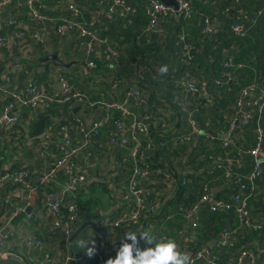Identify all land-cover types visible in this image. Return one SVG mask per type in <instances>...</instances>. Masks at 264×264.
Listing matches in <instances>:
<instances>
[{
    "label": "built area",
    "instance_id": "1",
    "mask_svg": "<svg viewBox=\"0 0 264 264\" xmlns=\"http://www.w3.org/2000/svg\"><path fill=\"white\" fill-rule=\"evenodd\" d=\"M142 1L145 7V15L149 21L147 30L150 32H161L158 29L159 20L176 15L172 7L165 6L159 0ZM177 1L179 5L178 17L191 18L192 0ZM233 1L235 3L239 2V0ZM67 8L71 13L72 20H61L62 23L57 27L56 33L62 37L66 32H77L79 36L86 39L83 48L87 59L94 54L97 59L102 60L107 66L110 64L111 69H114L117 66L116 57L118 53L106 45V39L99 38L95 30L96 19L93 18V13L90 21H86L81 17L80 9L75 1H70ZM102 11L104 16L111 20L116 14L124 16L130 13L131 9L126 5L125 0H105L104 2L99 1L95 5V15L103 14ZM242 13V11H238V15L249 23V27H246L244 23L231 25L230 30L236 37L245 36L250 26L254 23V20L248 19ZM23 17L38 25V28L31 33L30 40L32 42L43 45L51 36V32L47 27L51 17L45 13V5L41 0H0V29L1 24L6 26L5 36L0 37V47L6 48L13 57L18 59L13 63L0 64V82L9 83L13 79L11 74H18L22 71L23 64L20 62L19 57L24 59L31 58L29 47L19 49L20 55L18 57L13 53V48L21 44V39H24V35L29 30ZM214 23L215 19H206L203 33L216 34L219 29V23L215 25ZM179 43L182 44L181 60L188 65L192 59V53L197 52L198 49L195 50L194 46L185 43L184 37H180ZM230 52L231 48L223 49L221 52L227 57L221 61V66L223 70L225 69L222 77L228 80L232 77ZM94 67L93 62H87L85 68L81 70V74H85L87 70L86 75L96 79L95 76L88 73V70ZM47 70V78L50 84L59 86V91L53 95L46 93L42 87H39L35 81L31 82V80L24 92L11 91L0 87V91L4 93V99L0 104V132L3 131V137H1L0 133V138L5 137L7 140L14 139V141L18 138L29 143H33L32 140L34 143L37 141L35 137H29L31 132L29 124L32 116H28L25 119L21 115V106L30 110V113H36V111L43 113L49 106L54 104H68L67 107L70 111L73 106L77 107L73 104L85 103L91 108L98 106L99 111H102V115L90 126H85L81 121V116H76L72 123L66 124L64 135L59 141L48 136V134L42 137L44 139L39 140L38 151L43 160L47 157L45 153L56 142V147L60 150L58 157L50 164L48 171H44V169L31 170L24 163L20 168L15 167L13 163L1 166L3 158L1 159L0 157V207L6 209L0 216V233L4 228H9L8 235H0V259L14 258L23 264H25L23 259L15 257L9 250L10 240L16 247L24 248L27 252L37 253L40 256V260L36 264H55V261L53 257H48L47 254H44V239L36 235L28 227L27 218H23L16 226H13V222L25 212L26 208L30 207L32 211L37 203L36 199H40L42 206L38 213L44 215L48 220V235L46 238L55 240L60 232H63L66 237L73 234L76 227L83 222L81 219L82 213L75 198L81 193H87L93 185L98 183L97 178L102 175L101 172L99 173L102 167L98 163L101 160V155L99 156L94 149L93 151L91 150L90 145H94V141L91 138L92 136H98L99 130L109 124L115 112L119 113L120 119H117L116 127L109 131L106 145L110 147L112 153H116V149L126 151L131 159L133 173L128 180V187L133 203L131 212L127 216L115 220L111 219L104 211L98 210L102 217V224L111 234L121 226H128L143 216L151 215L161 202L170 200L176 193L178 195L176 189L170 190L160 200L161 195L156 193L157 196H155V192H151L142 183L143 180L148 181V174L151 172L150 169L153 162H155L152 155L148 153L151 149L152 129L161 133L167 142L171 141L173 146L186 143L189 145V151L198 146V126L195 127V124L191 125L188 122L189 111L187 122L190 126V131L182 133L181 137L178 138L170 136L175 123H172L171 127L165 128V121L161 118L157 120L154 116L144 113H142L143 117H137L136 114L139 111H145L144 107L147 105L144 93L138 89V85L143 79L141 76L129 85L123 101L103 100L91 103L88 101L87 95L78 91L74 92L75 90L63 76L60 68L51 64ZM179 81H182L181 83L177 82L180 88L186 93L195 95V100L201 97L206 99L205 103L207 105L212 102L209 87L205 82L193 84L187 74ZM218 82V80L215 81V83ZM94 83H99L98 79L94 80ZM255 89L256 85L242 89L240 96L242 98L236 103V115L235 119L230 122L229 131H242L245 127L252 124L256 113L258 114H256L257 116L261 115L264 108V94H255ZM101 97H103L102 93L99 95V98ZM244 98L250 99L247 101L246 106H244L245 104L242 101ZM179 104L184 107V105H189V102L182 98L179 100ZM132 107L136 109L132 111ZM193 111L196 112V109L194 108ZM15 126L20 129L18 136H14L13 127ZM67 129H71L75 136L71 138ZM255 129L257 140L254 146L247 148L245 151H238L233 161L228 158H216L205 167L208 175L214 176L215 173L222 171V179L228 185L217 189L211 182H206L202 186L203 192L198 200L187 207L181 208L184 228L177 233V243L181 251L191 253L193 264H220L219 257L221 255L228 256L226 264H264V243H233L236 230L233 233L224 229L215 240L201 241L195 237L196 231L200 228V213L203 206H206L211 214L235 215L240 227L244 230L254 233L264 232V221H258L253 218L254 210L251 207V200L256 196L257 192L256 180L264 175V128L257 125ZM232 144L229 132L221 137L223 149L228 150ZM67 148L70 151L74 149L75 152L78 150V155L75 157L73 155L74 151L67 152ZM241 154L248 155L252 161L250 172L246 177L240 175L241 170L245 167ZM93 155L99 156L96 163H91L88 160ZM81 160L82 164H77V161ZM59 174L60 178H63L62 180L59 179ZM165 176L170 182L173 181L170 175ZM165 184L168 185L167 192L170 186L167 183ZM3 186L13 187L14 192L11 193L8 190L4 193L1 192ZM233 188H235L234 192L231 191ZM226 190H228L229 195L225 198L221 196V193L227 195ZM97 256L98 252L95 254V257ZM69 260L75 261L77 259L70 258Z\"/></svg>",
    "mask_w": 264,
    "mask_h": 264
},
{
    "label": "trees",
    "instance_id": "2",
    "mask_svg": "<svg viewBox=\"0 0 264 264\" xmlns=\"http://www.w3.org/2000/svg\"><path fill=\"white\" fill-rule=\"evenodd\" d=\"M45 2L46 0H42ZM50 0H47L49 3ZM57 3V11H59L61 14L58 17L51 16L48 11L45 13L51 17L53 22V29H50L51 27H48V29L51 32V36L43 45H38L35 42H32L30 40L31 38V30H27L26 34L24 35V39H21V44L17 45L13 48V53L15 56H19V49H26L29 47V50H31V58L24 59L23 57H19L20 62L23 64V81H26V76H28L30 73L34 74V79L31 80V82L35 81L39 87H42L44 90L46 89L48 85V66L50 62L42 63L41 60L50 54H56L60 60H62L64 63H72V65L76 62V64L73 66L74 68H69L65 70L64 73H66V77L69 80V82L72 84V79H74L75 84L78 83L80 87H83V92L78 90L81 94L87 95L88 101H90V96L87 93L85 87L89 86V92L93 96L95 93V96L93 99L96 102L100 101H112V100H118L123 101L125 98V92L118 93V91L110 92L102 88H100L99 83H94L93 77H89L86 75V73L81 74V70L85 68V65L87 62H93L95 67L93 69L88 70V73L92 76H95L96 78H101L102 82H106L113 85H121L123 82L130 84L131 82H135V80L141 76L142 81L138 85V89L144 93L145 98L147 100V105L144 107V110H152L154 108L155 104L152 102V97H155V90H159V88L153 86L146 85V82L153 83L152 81H162L161 84L158 86L164 87V92L162 96L164 98V103H168L170 106L171 115L167 116V122L165 121V128L171 127L172 123H175L174 128L172 129V133L170 136L174 137H181L182 133H186L190 131V126L187 122V114L188 111L196 109V114L193 116V118L197 122V126L199 127L203 123L205 124L207 121L213 122L214 125L221 124L223 120V116L221 115L219 118H212L210 113L212 111L218 112L220 109H228L227 110V121L226 126L230 125L231 118L234 116L235 106L232 105L234 102L236 103L241 99V91L244 88H247L251 85H256L255 94H260V91L263 90L264 92V0H262V3L260 7H258L254 11H248L244 8L243 3L245 0H239V2L235 3L233 0H192L191 1V18L184 19L182 16L178 17L174 15L171 18H163L160 19L158 22V29L161 31L159 33L150 32L148 31V18L145 15V7L143 6L142 0H125V3L127 6L130 7L131 12L121 16L119 14L114 15V17L111 19H114V24L116 25L117 29L120 31V35L124 38V48H119L118 45L122 44L123 42L121 40H118L117 43L114 42V40L110 36V28H111V20L107 23V28L103 32V34H98L100 37L107 39V46H110L112 49H114L118 55L116 57L117 66L114 69H111V65L107 66L102 60L97 59L94 54H92L88 59L86 55H84V48L83 44L86 42V39L79 36L77 32H66L64 36H59L56 33L57 27L62 23L61 20H72L71 13H67V4L65 0H52ZM62 1V5H58L59 2ZM74 1V0H73ZM95 3L97 0H94ZM76 2V1H75ZM50 4V3H49ZM51 5V4H50ZM200 5H207L206 8H208V12H205L200 18L199 21H197V26H199V34L202 37V41L205 40H212V48L214 52H218V57L220 58L219 62V71L218 75L216 77H211L208 68L204 73H208L206 76L198 77L193 72V64L195 61L196 55L200 52V46L199 43H197L191 35H186L182 31V28L187 27L190 24V19H192L196 8ZM94 6V4L92 5ZM238 11H242L248 19L254 20V23L250 26V29L246 32L245 36L243 37H236L230 30V26L236 23H244L246 27H249V23L241 16L238 15ZM144 14L145 20L143 19L142 22L139 20L138 22H134L132 20V17L136 14ZM69 14V15H68ZM53 15V14H52ZM206 19L213 20L215 19V23L218 24V32L216 34L210 35V34H204V21ZM23 20L25 24H27V19L23 17ZM187 21H189L187 23ZM196 22V20L194 21ZM110 24V25H109ZM29 28V27H28ZM225 29L227 33L223 38H221L220 32ZM222 33V32H221ZM105 34V35H104ZM254 37L255 40L249 39L250 37ZM180 37H184V41L187 44H191L195 47V50L197 52L192 53V59L190 63L187 65L182 62L181 56H182V44L179 43ZM227 37V41L225 38ZM229 49L231 48L230 56H231V74H232V81L228 79H224L222 75L225 73V69L223 70L221 66L222 59H226L227 57L221 53L223 49ZM178 55V66L173 69V60L172 55L175 53ZM241 53V58H240ZM18 60V59H17ZM78 64V65H77ZM48 65V66H47ZM77 65V66H76ZM162 65L168 66V74L167 75H160L158 69ZM72 73V74H70ZM17 74V73H15ZM37 74V75H36ZM84 74V75H83ZM187 74L189 76V79L192 81H195L197 83L205 82L207 86L209 87L210 91V98L212 99V102L207 105L206 99L203 98H196L195 95L192 93H186L184 92L179 84L177 83L179 80L183 79L184 75ZM36 76V78H35ZM37 79V81H36ZM93 80V82H92ZM219 81L218 83H215V81ZM156 84V83H155ZM92 87V88H91ZM94 88V89H93ZM96 88V89H95ZM146 88V89H145ZM211 88H215V90H212ZM21 87H18L16 89L17 92H19ZM137 89V87H136ZM153 89V90H152ZM73 90H75L73 88ZM106 94L103 95V97L99 98L100 93L102 91ZM101 91V92H100ZM154 91V93H153ZM76 92V90L74 91ZM100 92V93H99ZM214 93V94H213ZM97 95V96H96ZM177 97H183L186 99V101L189 102L190 106L185 109V107H181L179 104V100ZM214 97L217 99L218 97L221 98V101L218 102L217 105L214 104ZM176 101V102H175ZM174 102V103H173ZM163 104V103H162ZM246 106L247 102L244 103ZM58 104H54L53 109L49 111V115L51 118H55V112L58 110L59 112L63 113L64 116H68L66 119L68 123H72L74 118L83 113L82 110L85 108H91L88 107V104L85 103H78L73 104L78 107L75 111H69L67 110V105L57 106ZM215 105V110L213 109V106ZM230 106V108H229ZM159 108V107H158ZM136 108L132 107V111ZM160 109H163V111H166L167 108L165 106H161ZM102 112V111H100ZM41 113L40 111H36V114ZM263 113V114H262ZM260 116H257L256 114L253 117L252 124H250L248 127H245L244 130L241 131V133L244 131H248L250 133V136H243L244 142L241 141L243 144V149L240 147V143H236L238 149L233 151L232 147H229L231 149L229 151V155H233L240 151H245L247 148L252 147L256 140L255 136L253 138V135L256 132L257 125L264 128V112H262ZM44 114V112L42 113ZM155 113L153 111H149L147 115L153 116ZM45 115V114H44ZM46 115V116H49ZM25 116V115H23ZM49 116V117H50ZM22 117V116H21ZM154 117L158 120L161 117H157L154 115ZM178 117V120H177ZM226 117V118H227ZM23 118V117H22ZM113 119H120L119 113L115 112L111 119L109 124L101 128L99 130L98 136H92V140L94 141V145H90V148H95L101 141L105 143L108 140V134L109 131H112L115 128V125L113 123ZM183 120L182 126L184 127L185 131L178 132V121ZM211 119V121H210ZM213 119V121H212ZM218 121V122H217ZM56 123V121H54ZM251 127V128H250ZM18 130L19 127H17ZM255 130V131H254ZM206 131V130H205ZM234 133L239 132V130H234ZM152 135V141H151V149L148 153L152 155L153 158L159 154L160 150H162L168 143L165 137L159 133L157 130L152 129L151 131ZM245 135V133H244ZM257 135V133H256ZM105 138V139H104ZM253 138V139H252ZM2 138H0V146L2 144ZM208 139H210L208 137ZM7 140V139H6ZM5 140V141H6ZM211 140V139H210ZM159 141V142H158ZM208 141V140H207ZM170 146L172 147L173 144L171 141L169 142ZM200 146V142H198ZM188 147L186 143L178 144L176 147ZM203 146V145H202ZM201 147V146H200ZM97 148V147H96ZM264 149V147H263ZM117 152L120 151V149H116ZM201 152H196L192 156L189 155L188 158H185L184 164H182V171L184 170L185 166H188V169L184 172L181 171L180 173V182L179 186L177 187L178 191V199L181 195L186 193L192 184V182H200V180L203 179V176H200L199 173H197L198 165H193L195 162V158L197 156L205 155L204 149L200 148ZM228 151V150H227ZM1 154V152H0ZM170 155V154H169ZM208 155H210V152H208ZM219 155V154H217ZM118 160L123 158V156H126V154L118 153ZM234 156V155H233ZM236 157V156H234ZM232 157V158H234ZM242 160L244 163H246V157H249L248 155L241 154ZM127 160L126 163H124L125 169L123 170V173L121 174V178L123 180L127 177L131 178L133 173V164L131 162L130 158H125ZM156 161V160H155ZM154 164V162H153ZM205 164H200L201 166ZM190 168H192L190 171ZM241 170L240 175L246 177L248 176V173H246L245 168ZM168 169L165 171V175H168ZM221 173V176L223 178V172L219 171ZM184 173V174H183ZM218 173V172H217ZM216 173V174H217ZM183 174V175H182ZM184 176V177H183ZM263 178H258L256 180V183L259 180H264ZM172 178V177H171ZM207 180H211V177H207ZM173 180V179H172ZM128 182V181H127ZM196 182V183H197ZM127 184V183H126ZM120 186V185H119ZM102 190L105 191L104 186H100ZM98 187V188H100ZM201 187V186H200ZM97 192V187L93 186L88 193H81L78 196H76L75 201L78 205V208L80 209L82 213V221H91L94 219H97L98 213L96 212V209H107L109 206V202L107 206H102L101 204L103 202H99L101 198H103L104 194L106 193L102 192L100 193V199L97 201L95 200ZM258 192V191H257ZM256 192V196L251 200V207L253 210L255 208L253 207L252 203L257 198L258 193ZM226 197H228V190H226ZM230 193V192H229ZM96 196V197H95ZM225 197V198H226ZM254 212V211H253ZM21 217V216H20ZM211 221L212 226L211 229L214 228L213 238L211 239H202L201 236L197 235V239L201 241L205 240H215L218 238L220 232L224 229L236 230V235L234 238L233 243H241V227L238 223L237 218L235 215H217V214H209L205 217L204 223L209 224ZM207 230L204 228H201L198 233H206ZM244 233H247L246 239L244 243H250L248 240L251 231L245 230ZM264 236V232H263ZM237 239V240H236ZM239 240V241H238ZM85 250H83V253ZM81 257L80 263H84V261L94 259L95 256L92 258H89L87 255H83ZM72 264H78L77 260L71 261Z\"/></svg>",
    "mask_w": 264,
    "mask_h": 264
},
{
    "label": "crops",
    "instance_id": "3",
    "mask_svg": "<svg viewBox=\"0 0 264 264\" xmlns=\"http://www.w3.org/2000/svg\"><path fill=\"white\" fill-rule=\"evenodd\" d=\"M70 1H73V0H65V2L68 4ZM74 1H76L75 3L78 4V7L80 9V15L84 20L90 21V19L92 17V13H93V18L96 19L95 30L99 35L103 34V32L107 28V23L110 21V19H108L107 17L104 16L103 11H102L103 14L95 15L94 10H95V5L97 2H99V1L104 2L105 0H97L96 3L94 0H74ZM42 3L45 5V11L47 13L48 7H49L47 0L45 2L42 1ZM49 3L51 4L50 7L52 9L50 12L53 14V16L54 17L60 16L61 13L56 10L58 8L57 3L52 1V0H50ZM261 3H262V0H245L243 3V6L248 11H254L258 7H260ZM68 4H67V7H68ZM93 4H94V6H92ZM58 5L59 6L62 5V1L59 2ZM206 6L207 5L198 6V8H196V10H195V13H194L192 19H190V21H191L190 24L187 27L182 28V31H180V32H183L186 35L192 34V38L197 43H199L200 52L196 55L195 61L193 64L194 74H196L198 77L206 76V75H208V73H204V71H206V69L208 68V72H209L210 76L216 77L218 75V71H219V62H220V58L218 57L219 53L213 51V48L211 45L213 39H210V40L207 39L205 41H202V37L199 34L200 33L199 32V26H197V21L200 20L201 16L203 14H205V12H208V8H206ZM68 12H69V10L67 8V13ZM143 19L145 20V16L142 13L141 14L136 13L132 17V20L135 23L138 22L139 20L142 22ZM195 20H196V22H194ZM111 21L112 22H110L111 23L110 36L114 40V42H116V43L118 40H121L123 43L119 44L118 47L124 48V46H126V44L124 45V41H123L124 38L122 37V35H120V31L117 29V27H115L116 25L114 24V19ZM188 22L189 21H187V23ZM27 24H28L29 30H31V31H35L38 28V25H35V24L31 23L30 21H27ZM47 25L49 27H51L50 29L54 28L52 19H51V21H49L47 23ZM0 31H1V29H0ZM221 32H220V34H222L221 38H223L225 36V34L227 33V31H225V29H223ZM5 33H6V26H5L4 36H5ZM102 37H104V36H102ZM102 37L99 36V38L105 39ZM249 39L255 40L254 37H252V36ZM225 40L227 41V37L225 38ZM83 52H84V50H83ZM84 55H85V53H84ZM239 56L241 58V53ZM0 58H1L0 64H2V63H13L17 60L4 47L3 48L0 47ZM172 60H173V69H175L178 66V55L176 54V52L173 53ZM51 64L54 65L52 62H50L49 65H51ZM75 64H76V62L73 65H71L69 68H74L73 66ZM55 67H57V66H55ZM57 68H60L62 70L63 76L67 79L66 73H64V72H65V70H67L69 68H62V67H57ZM11 76L13 78L12 81L9 83L0 82V87L9 89L11 91L16 90L18 87H21L20 91L24 92L26 89V86L28 85L30 80L34 79V74L30 73L28 76H26V81L24 82L23 81V71L19 72L18 74H11ZM35 78H36V76H35ZM97 79H98L100 88H102V89L105 88V90L110 91V92L118 91V93H120V92L123 93L125 90L127 92L128 87L130 85V84L127 85V83H125V82H123L119 86H118V84L117 85H113L110 83L107 84L106 82H102L101 78H96L94 80H97ZM36 81H37V79H36ZM68 82H69V80H68ZM152 82H153L152 84L146 82V85H149L151 87L155 86V87L159 88V90H157V89L155 90V97H152V100H151L152 102H154L155 106H154V108H152V110L139 111L136 115L138 118H141V117H143L142 113L148 114L149 111H153L155 113L154 115H156L157 117H161V119L166 121V119H167L166 115L167 114H164L163 109H160V103L164 104V102H165L164 98L162 96L163 93L165 94L164 89H163L164 87L162 88V87L158 86L159 84L162 83V81L156 80V81H152ZM132 83L133 82H131V84ZM70 85L72 86V88H74L71 83H70ZM85 89H86L87 93L89 94V96L91 97L90 102L95 103L96 101L91 100L95 96V93H93L94 94L93 96L91 95V93L89 92V89H90L89 86H86ZM212 90H215V88H211V92H212ZM44 91L46 93H48L49 95H53L55 92L59 91V86L50 84V82H48V85ZM80 91L81 92L84 91L83 87L81 88ZM126 92H125V97H126ZM153 93H154V91H153ZM260 93L264 94L263 90H261ZM102 94L106 95L103 91H102ZM3 99H4V93L2 91H0V104L2 103ZM249 100L250 99H245V98L242 99V101L244 103L249 101ZM219 101H221L220 97H218L217 99H215V97H214V104L217 102L215 105H217ZM236 103L234 102V104H232L235 106V111H236ZM61 104L62 103H59L57 106H61ZM215 105L213 106L212 110H215ZM53 107H54L53 105L49 106L44 111V114L49 115L48 113L50 110L53 109ZM229 108H230V106H229ZM227 110L228 109H220L219 108L217 113L215 111H212L210 113L211 117L214 119L219 118L221 115H224L221 124L214 125L213 122L207 121L205 124L203 123L202 125H200L198 127L199 132L197 135V140H198V142H200L201 147L198 144V146L195 149H193L192 151H189L187 146L186 147H176L177 146L176 145V146L171 147L169 142H166L168 144L162 150H160L159 154H157V156L154 158V160H156V161L154 162V164L152 165V167L150 169L151 172H149V174H148V181L143 180L142 183L145 187L149 188L151 190V192H155V196H157L156 193H158V195H161V197L159 198L160 200H162L164 198L165 194L167 193L166 189H167L168 185H166L165 183L169 184L170 188L172 187L171 191L176 189V192H177V187L179 186L180 176H181L180 173L182 171V164H184L183 162H184L185 158H188L189 155L192 156L194 153L196 154V152H201L200 148L201 149L203 148L206 154L202 155V156H200V155L197 156L195 158V162L193 165H196V166L198 165L197 173H199L200 176H203V179L200 180L199 183L197 181H196L197 183L192 182L188 191L186 193H184L183 195H181L179 199H178L177 193L174 194L170 200H166V201L161 202L156 207L155 211L151 215L143 216L138 221H136L135 223H132L128 226H121L120 228L116 229L115 232L112 234L102 224V222H101L102 217H101L100 213H98V210L104 211V213H107L111 219L115 220V219H119L121 217L127 216L131 212V205L133 202H132V196L130 194L129 187H128V182H127L128 179H127V177L124 180H123V178H121V174L123 173V170L125 169L124 163L127 162V160H125V158H126V156H127V158H129V156H128L127 152L124 150L118 151L116 153L111 152V154L116 156V160H114V161L112 159H109V160L112 162V164H114L115 161H119L120 164L112 165L111 167H109L108 171H110V172L104 171L106 164L102 165V167H104V168H101L102 175H100V176L103 178V181H107V184H105V191L102 190L100 187V188H97V192H96V196H97L102 192L106 193V190H107V197L111 196L110 200L108 201L109 206L105 210L102 208L96 209V212L98 213V217H97V219L91 220L93 222H99L98 226L106 234L107 243H104L101 236L98 235L90 227L85 229L84 231H82L72 241H71L72 234L69 237H66L63 234V232H60L55 240L47 239L46 237L48 235V226H47L48 220L41 213L33 215V210L31 211L30 207H29L30 208L29 212L25 211L23 214L19 215L16 218V220L13 222V226L18 225L19 221H21L23 218L24 219L27 218L28 219L27 220L28 227H30V229H32L36 233V235H38L39 237L44 239V254H47L48 257H53L55 264H72V262L69 260L70 258L77 259V263L82 264V263H80V261H81V257H82V253H83L84 249H81L77 246V242L81 239H83L85 241L95 240L96 252H98L97 257H95L94 259L84 261L83 264H106V261L108 258H115L116 252H117L118 248L120 247V243L123 241L125 234L130 232V231L139 233L143 230L151 229V230L155 231L159 236L165 237V239L171 237L177 241L178 231H181L184 228V223H183L182 218H181V208L187 207V206L195 203L198 200V198L200 197V195L203 192L202 186L206 182H211L213 184V186L217 189H220V187H226L228 185L222 179L220 172H218L217 174L215 173V175L213 176V175H208L205 171V167L207 166V164L212 162L216 158H228V159H230V161H233L236 158L234 156H237L238 152L233 154L234 155L233 156V155H229V151L231 149H228V151H227V150L222 148L221 137L223 135H226V133L229 132V138L233 142L231 147L233 148L232 150L235 151L236 149H238L236 143L237 142L240 143V147H241V149H243L242 148L243 144L241 143V141L244 142L243 136H247V137L250 136V133L248 131L247 132L243 131L242 133H241V131H239L237 133H234L233 132L234 130L229 131V125L226 126V123H225L228 119ZM20 111H21L22 116L25 115V116H23L25 119H27L28 116H32L30 119L31 120L30 124H29V130L31 131L29 134V137H35L32 135V131L34 128V124L37 121V114L36 113H30V110H28L24 106L20 107ZM82 112L83 113L81 114V121L85 126H90L96 119H98L102 115V112L99 111L98 106H94L92 108H85L82 110ZM262 112H264V108H263ZM171 114L172 113H170V115ZM235 115H236V113H234V116L231 118V121L235 119ZM49 116H48L47 121L45 122L43 134H41V136H39L40 137L39 139H38V137H35V139L37 140L35 143H29V142H26V140H20L19 142L14 141V139L6 140L5 137L2 138L3 140L1 139L2 144L0 146V152H1L0 157H1V159L3 158V160L1 161V166L10 165L11 163H13V165L15 167L20 168V167H22V164L24 163V164L28 165L31 170H39V169H44V171L49 170L50 164L54 161V159L56 157H58L59 152H60V150L57 149V147H56L57 142L55 144L51 145L50 149L45 153V155L47 156L45 160H43L39 155L38 142H39V140L44 139L41 137H44L47 134H48V136H51V137L55 138L57 141H59L63 137L64 132H65L64 127L68 123V121L66 119L68 116H64L63 113L59 112L58 110L55 112V118H51V116L50 117ZM77 116H79V115H77ZM177 120H178V117H177ZM54 121H56V123H54ZM180 121L181 122L178 121V123H177L178 132L185 131L184 127L182 126L183 120H180ZM210 121H211V119H210ZM212 121H213V119H212ZM13 130L15 131L14 136H18L20 133V130H18V128L16 126L13 127ZM67 132L71 138L75 136V133L71 129H67ZM244 133H245V135H244ZM254 133L255 134L253 135V138L255 136V140H256L257 135H256V132H254ZM208 137L211 140L208 139ZM106 146H107L106 143L104 145V142L100 140L99 144L97 146H95V148H93V149L96 151V147H97V150L99 148L98 152H101L102 148H105ZM263 147H264V139H263ZM93 149L91 148L92 151H93ZM24 150H26L29 153L30 158H27V155L24 153ZM66 151L70 152V149L67 148ZM7 152L10 153L9 156H5V153L7 154ZM208 152H210V155H208ZM118 153H122V154L125 153L126 156H123V158L121 157V159L117 160V158H118L117 154ZM217 154H219V155H217ZM232 157H234V158H232ZM90 159H92V161H90L91 163H96L97 159H99V156L93 155ZM163 163H165V164L160 166V164H163ZM202 163H205V164H203L201 166L200 164H202ZM77 164L81 165L82 160L77 161ZM172 164H175V165H172ZM244 164H245V166L247 165V167L245 168L246 173H247L250 171L251 165H252V161H251L250 157H246V163H244ZM169 165H171L172 167L170 168ZM167 169L169 171L173 170V172L169 173V175L173 179L172 182H170L168 180V178H166V176H165V171ZM187 169H188V166H185L184 170L182 172H184ZM191 169L192 168H190V166H189L188 171H190ZM105 176H108V177H105ZM207 177H211L212 179L207 180L206 179ZM261 178H263V177H261ZM59 179L62 180L63 178L59 177ZM157 180H160V184ZM256 184H257L258 196L254 200V202L252 203L253 207L255 208V210L253 212V218L255 220H258V221H264V180L261 179ZM101 185L103 186V184H101ZM154 185H158V187H154ZM234 189L235 188H233L231 191L234 192ZM7 190L11 193L14 192L13 187L10 188L7 186H3V188L1 189V192L4 193ZM104 195L106 196V194H104ZM221 196L226 197V195L224 193H221ZM99 197H100V195H99ZM154 200H155V198H154ZM40 206H42L41 203H40ZM5 210L6 209L4 207H0V216L5 212ZM209 214L210 213L208 212V209L206 208V206H203L201 213H200V222H199L200 228L196 231L195 237L197 235H199V236H201L202 239L203 238L204 239L213 238L212 232L214 231V228L211 229L213 221H211L209 224H206L203 222L205 217ZM81 223H83V222H81ZM81 223L79 224V226L81 225ZM79 226L76 227L75 231L77 230V228ZM201 228H204L205 230H207V232L204 233L203 235H202V233H198ZM4 230H7V231L3 234L2 232ZM4 230L1 231V233H0L1 236L8 235L9 228L8 227L4 228ZM244 231L245 230L241 228V239H239V240H241V244L245 242V239L247 236L246 235L247 233H244ZM248 240H250L249 241L250 243H264L263 232L251 233ZM9 247H10L9 250L14 254V256L17 258L23 259L25 264H36V262L40 260V256L37 253L31 252V251L27 252L24 248L16 247L14 245V243H12L11 240L9 243ZM89 247H91V245H89ZM227 261H228V256L221 255L219 257V263L220 264H226Z\"/></svg>",
    "mask_w": 264,
    "mask_h": 264
},
{
    "label": "clouds",
    "instance_id": "4",
    "mask_svg": "<svg viewBox=\"0 0 264 264\" xmlns=\"http://www.w3.org/2000/svg\"><path fill=\"white\" fill-rule=\"evenodd\" d=\"M158 71L162 76L167 75L168 66L162 65ZM77 246L84 249L89 258L96 254L95 240L81 239ZM106 264H193V261L191 253L181 251L174 238L165 239L148 229L126 233L115 258H108Z\"/></svg>",
    "mask_w": 264,
    "mask_h": 264
},
{
    "label": "rangeland",
    "instance_id": "5",
    "mask_svg": "<svg viewBox=\"0 0 264 264\" xmlns=\"http://www.w3.org/2000/svg\"><path fill=\"white\" fill-rule=\"evenodd\" d=\"M48 13L51 15V16H53L52 15V13L50 12L52 9H51V7H50V4L48 3ZM70 74H72V73H70ZM230 76V75H229ZM232 78L233 77H231L230 78V82L232 81ZM74 79L75 78H73L72 80V85H73V87H74V89L76 90V91H78V90H80L81 89V87H80V85L78 84V83H76L75 84V82H74ZM179 83H181L182 81H178ZM191 83H196L195 81H191ZM198 84V83H197ZM186 90V89H185ZM183 97H177V99L178 100H181ZM174 103V102H173ZM161 106H165L166 108H167V110L166 111H163V113L164 114H167V115H170V113L171 112H169L170 111V106H169V104L168 103H164V104H161L160 103V107ZM190 106V104L189 105H184V107H185V109H187V107H189ZM76 109H78V107H72L70 110L71 111H75ZM67 110H68V107H67ZM196 114V112H194L193 110H190L189 111V118H188V122L191 124V125H194L195 124V127L197 126V122H196V120L193 118V116ZM194 122V123H193ZM113 123H114V125H115V127H116V125H117V120L116 119H113ZM40 137H38V139H39ZM42 138V137H41ZM16 141H20V139H16ZM32 142L34 143V141L32 140ZM106 148V149H105ZM105 148H102V150H101V152H98V150H99V148H98V150H97V148H96V151L98 152V154H99V156L101 155V160H99L98 161V163L101 165V167H102V159H103V164H106V167L104 168V167H102V168H104V171L105 172H110V171H108V168L109 167H111L112 165H118V164H120V162L119 161H115V163L114 164H112V162L109 160V159H112L113 161L114 160H116V156L115 155H113V154H111V150H110V147L109 146H106ZM8 149V148H7ZM108 149V150H107ZM71 151L73 152L74 151V156L76 157L77 155H78V153H79V151L78 150H76V152H75V150L74 149H71ZM70 151V152H71ZM24 153L27 155V158H30V155H29V153L26 151V150H24ZM13 154V153H12ZM72 154V153H71ZM10 155V153L9 152H7V154L5 153V156H9ZM14 155V154H13ZM16 158V157H15ZM88 160L89 161H92V159H89L88 158ZM117 160H118V158H117ZM165 163H163V164H160V166H162V165H164ZM172 165H175V164H172ZM169 167L171 168L172 166L171 165H169ZM99 171V170H98ZM178 171V170H177ZM101 172V170L99 171V173ZM171 172H173V170H171V171H169L168 173H171ZM169 175V174H168ZM167 175V176H168ZM59 177H60V174L58 175ZM109 176V175H108ZM108 176H105V177H108ZM97 181H98V183H96L95 185H93V186H96L97 188L98 187H100L101 186V184H103V186L105 187V184H107V181H103V178L102 177H98L97 178ZM158 182H159V184H160V180H157ZM103 182V183H102ZM158 184V185H159ZM158 185H154V187H158ZM92 186V187H93ZM91 187V188H92ZM90 188V189H91ZM172 189V187L171 188H169L168 189V191H167V193L166 194H168L169 193V191ZM90 191V190H89ZM88 191V192H89ZM87 192V193H88ZM99 193V192H98ZM165 194V195H166ZM96 197V196H95ZM111 197V196H110ZM110 197H107V195L105 196H103V198H101L100 199V197H99V195H97V197L95 198V200H99V202H103L101 205L102 206H107L108 205V201L110 200ZM37 200V203H36V205H35V207H34V209H33V215H36V214H38V211L41 209V206H40V199H36ZM27 209V208H26ZM26 209H25V211H26ZM231 232H235V230L234 229H231L230 230ZM254 233V232H253Z\"/></svg>",
    "mask_w": 264,
    "mask_h": 264
},
{
    "label": "water",
    "instance_id": "6",
    "mask_svg": "<svg viewBox=\"0 0 264 264\" xmlns=\"http://www.w3.org/2000/svg\"><path fill=\"white\" fill-rule=\"evenodd\" d=\"M159 1L162 2L167 7H172L174 11L176 12V16H178L179 5H178L177 0H159ZM4 32H5V25L1 24V31H0L1 37H4ZM41 62L43 63L52 62L55 66L62 67V68H69L72 65V63H64L62 60L59 59V57L56 54L47 55L41 60ZM9 116L11 117V115ZM47 119H48V116L43 115L42 113L37 114V121L34 124V128L32 131L33 136L39 137L41 136V134H43L45 122L47 121ZM0 133H1V137H3V131H1ZM29 211H30V208L28 207L26 209V212H29ZM98 225H99V222H93V221H85L81 223V225L77 228V230L72 234L71 241L75 239L82 231L90 227L98 235L101 236L104 243H107L106 234L101 230V228ZM6 231L7 230H4L2 233L4 234ZM0 264H23V263L14 258H4V259H0Z\"/></svg>",
    "mask_w": 264,
    "mask_h": 264
}]
</instances>
